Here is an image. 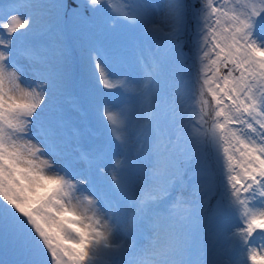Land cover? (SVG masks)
<instances>
[{"label":"snow or ice","instance_id":"snow-or-ice-1","mask_svg":"<svg viewBox=\"0 0 264 264\" xmlns=\"http://www.w3.org/2000/svg\"><path fill=\"white\" fill-rule=\"evenodd\" d=\"M0 264H264V0H0Z\"/></svg>","mask_w":264,"mask_h":264},{"label":"rangeland","instance_id":"rangeland-1","mask_svg":"<svg viewBox=\"0 0 264 264\" xmlns=\"http://www.w3.org/2000/svg\"><path fill=\"white\" fill-rule=\"evenodd\" d=\"M97 119H98V117H94V118H93V121L95 122ZM105 131H106V130H105Z\"/></svg>","mask_w":264,"mask_h":264}]
</instances>
